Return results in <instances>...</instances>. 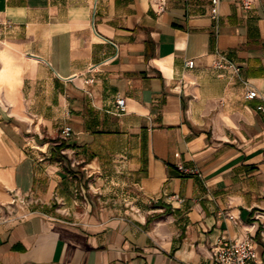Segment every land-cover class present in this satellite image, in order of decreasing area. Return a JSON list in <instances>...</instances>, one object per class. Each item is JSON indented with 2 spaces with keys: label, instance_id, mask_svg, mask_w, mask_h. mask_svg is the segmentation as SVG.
I'll return each mask as SVG.
<instances>
[{
  "label": "crops",
  "instance_id": "0c3cea01",
  "mask_svg": "<svg viewBox=\"0 0 264 264\" xmlns=\"http://www.w3.org/2000/svg\"><path fill=\"white\" fill-rule=\"evenodd\" d=\"M156 1L0 0V264H264V0Z\"/></svg>",
  "mask_w": 264,
  "mask_h": 264
},
{
  "label": "built area",
  "instance_id": "2783aa9c",
  "mask_svg": "<svg viewBox=\"0 0 264 264\" xmlns=\"http://www.w3.org/2000/svg\"><path fill=\"white\" fill-rule=\"evenodd\" d=\"M212 2L213 6L211 8V13L212 17L216 18L218 15V4L220 0H212ZM156 4L159 10H163L165 0H157ZM243 5L246 9L250 8V2L248 0H243ZM187 65L189 67L194 66V60H188ZM258 95L259 94L257 90L252 89L246 94V97L254 98ZM116 108V111L118 113H122L126 110L125 97L117 98ZM71 133V127H65L62 130V134L64 135V137L71 135ZM213 258L216 264H261L254 240L251 237L239 239L220 238L216 244Z\"/></svg>",
  "mask_w": 264,
  "mask_h": 264
}]
</instances>
